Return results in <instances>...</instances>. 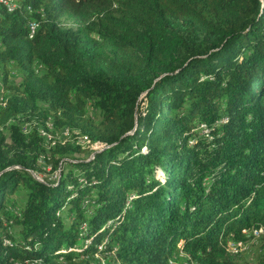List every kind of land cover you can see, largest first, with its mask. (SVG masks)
Masks as SVG:
<instances>
[{
	"label": "trees",
	"instance_id": "1",
	"mask_svg": "<svg viewBox=\"0 0 264 264\" xmlns=\"http://www.w3.org/2000/svg\"><path fill=\"white\" fill-rule=\"evenodd\" d=\"M15 2L0 4V264H83L99 245L116 264H264V232L254 261L228 245L264 231V0ZM50 128L103 148L48 149Z\"/></svg>",
	"mask_w": 264,
	"mask_h": 264
},
{
	"label": "rangeland",
	"instance_id": "2",
	"mask_svg": "<svg viewBox=\"0 0 264 264\" xmlns=\"http://www.w3.org/2000/svg\"><path fill=\"white\" fill-rule=\"evenodd\" d=\"M1 6V5H0ZM62 24L65 27L71 28L74 27L73 24L71 22H68L66 20H64L62 22ZM34 68L38 71L40 69L39 66H34ZM21 78V72L16 68V67H10L9 69V79L10 81H12L13 83H18L20 81ZM8 90H3L2 88V83L0 82V106L1 104H3L5 97L8 95ZM88 115L93 117V116H98V111H94L91 108L88 109ZM21 118V117H20ZM24 119V118H21ZM31 122H26L24 121L22 123V125H24L25 129L27 128V125L30 124ZM204 124V123H203ZM200 128V126H199ZM0 130H4L3 128H1ZM74 133L76 134V137L72 136L73 133H70V131L68 130V128H64L62 131H60L59 133H55L54 132V128H50L49 131L47 132L46 130H44L43 133V137L46 141V147L49 149L52 146L55 145V142L58 141H62V142H70L73 143L74 145H79L81 147V149H87L86 153H81V157H87L90 156L91 154H93L96 151L101 150L103 147L101 145H94L90 147V143L88 141V139H85L82 136L78 135L77 131H74ZM44 166V168L46 167V169L43 172H39V173H34L35 176L39 179H43V178H48V179H54L55 175H53L50 172V166L46 165V164H42ZM160 176V173H159ZM263 228H261L259 231H255L253 234H250L248 239L245 242H242L243 244L241 245V247L238 248V246L234 247V248H230V252L233 253L234 255H237L238 257H240V259H244L247 261H254L255 257L262 245L263 242ZM233 241V240H230ZM231 242H228V245ZM87 244H90V241L87 242ZM101 248L103 249L104 247L102 245L97 246V249H99V251L101 252ZM99 251H96L93 254V258L92 257H84L83 258V264H116L113 261V257L111 256V253H100L99 256H95V254ZM174 263V259L171 261Z\"/></svg>",
	"mask_w": 264,
	"mask_h": 264
},
{
	"label": "bare ground",
	"instance_id": "3",
	"mask_svg": "<svg viewBox=\"0 0 264 264\" xmlns=\"http://www.w3.org/2000/svg\"><path fill=\"white\" fill-rule=\"evenodd\" d=\"M0 4L4 5V7H6V9L8 11H13L16 7L17 4L15 2V0H13V3H11V0H0ZM37 28V24L36 23H31L30 24V32L33 35L35 31H33V29ZM205 128V126H204Z\"/></svg>",
	"mask_w": 264,
	"mask_h": 264
},
{
	"label": "built area",
	"instance_id": "4",
	"mask_svg": "<svg viewBox=\"0 0 264 264\" xmlns=\"http://www.w3.org/2000/svg\"><path fill=\"white\" fill-rule=\"evenodd\" d=\"M11 3H13V0H11ZM36 29H33V31H35ZM261 228L257 229L254 227H251L250 229L246 230V231H242V234H244V236L246 238L249 237L250 234H253L255 231H259ZM228 242H232L234 244H239L241 245L243 241H228Z\"/></svg>",
	"mask_w": 264,
	"mask_h": 264
}]
</instances>
